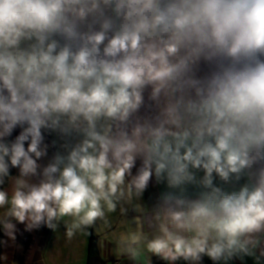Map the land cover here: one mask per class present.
Listing matches in <instances>:
<instances>
[{"label": "clouds", "instance_id": "clouds-1", "mask_svg": "<svg viewBox=\"0 0 264 264\" xmlns=\"http://www.w3.org/2000/svg\"><path fill=\"white\" fill-rule=\"evenodd\" d=\"M61 222L264 264V0H0V227Z\"/></svg>", "mask_w": 264, "mask_h": 264}, {"label": "crops", "instance_id": "crops-1", "mask_svg": "<svg viewBox=\"0 0 264 264\" xmlns=\"http://www.w3.org/2000/svg\"><path fill=\"white\" fill-rule=\"evenodd\" d=\"M53 139H57L58 143L55 148H49V157L62 143L55 134H53ZM133 171L135 172V169ZM17 174L18 170L15 175ZM157 193L158 188L154 184H150L143 197L134 201V204L138 203L151 210L156 203ZM126 207L128 210L125 216H120L119 209L115 216L117 219L132 221L138 213L133 206L126 205ZM132 227H135V224ZM65 231L63 222L58 225L55 231L46 225L27 230L26 224L16 223L15 239L12 240L4 234L2 227H0V264H88V245L93 237L97 239L100 257L105 264L116 262L134 264L126 256L117 257L114 252L116 245L112 242L114 239L112 234L104 231L97 232L95 228H89L87 230L88 235H78L72 240H68L64 235ZM119 231H123V228L121 227ZM151 264H167V262L153 256ZM177 264H185V262L180 261ZM201 264H213V262L205 256ZM229 264H254V261L252 258L246 257L243 261L234 259Z\"/></svg>", "mask_w": 264, "mask_h": 264}, {"label": "trees", "instance_id": "trees-1", "mask_svg": "<svg viewBox=\"0 0 264 264\" xmlns=\"http://www.w3.org/2000/svg\"><path fill=\"white\" fill-rule=\"evenodd\" d=\"M18 131L14 133V135L18 134ZM49 141L53 139V135H50L47 137ZM17 173L16 169H12V174L15 175ZM89 250H88V264H105L104 261L100 257V252H99V246L97 244V239L96 238H91L89 242Z\"/></svg>", "mask_w": 264, "mask_h": 264}, {"label": "built area", "instance_id": "built-area-1", "mask_svg": "<svg viewBox=\"0 0 264 264\" xmlns=\"http://www.w3.org/2000/svg\"><path fill=\"white\" fill-rule=\"evenodd\" d=\"M114 264H121L120 262H116V263H114Z\"/></svg>", "mask_w": 264, "mask_h": 264}]
</instances>
